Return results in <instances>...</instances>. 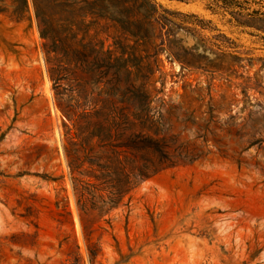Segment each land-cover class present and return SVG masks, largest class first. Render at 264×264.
Returning a JSON list of instances; mask_svg holds the SVG:
<instances>
[{"label":"rangeland","instance_id":"374dc122","mask_svg":"<svg viewBox=\"0 0 264 264\" xmlns=\"http://www.w3.org/2000/svg\"><path fill=\"white\" fill-rule=\"evenodd\" d=\"M156 2L204 20L198 33L212 42H235L227 51L243 60H226L243 67L210 71L221 57L210 44L195 50L199 67L163 52L155 105L185 162L87 215L78 180L89 178L69 166L74 130L56 103L34 9L21 22L0 12V264H264V34L207 0ZM176 39L198 43L183 29Z\"/></svg>","mask_w":264,"mask_h":264},{"label":"trees","instance_id":"16d2710c","mask_svg":"<svg viewBox=\"0 0 264 264\" xmlns=\"http://www.w3.org/2000/svg\"><path fill=\"white\" fill-rule=\"evenodd\" d=\"M207 1L208 9L229 15L230 23L264 34L261 0ZM0 2V12L16 22L31 21L30 4L34 9L56 103L74 130L66 146L69 166L89 178L78 180V204L86 215L119 206L142 181L185 162L167 138L155 105L164 102L158 97L165 89L163 52L182 68L199 67L195 50L202 45L213 51L210 44L221 50L217 61L206 64L210 71L232 76L235 65L243 67L226 60H243L227 51L235 42L225 35L213 36L219 42H212L198 33L206 29L204 20L163 8L156 0ZM181 29L198 38L194 47L184 49L177 42Z\"/></svg>","mask_w":264,"mask_h":264}]
</instances>
